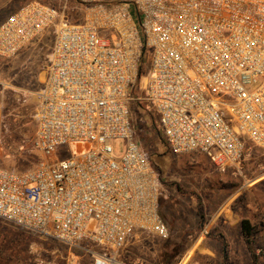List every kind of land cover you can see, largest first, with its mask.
Returning a JSON list of instances; mask_svg holds the SVG:
<instances>
[{
  "label": "built area",
  "instance_id": "1",
  "mask_svg": "<svg viewBox=\"0 0 264 264\" xmlns=\"http://www.w3.org/2000/svg\"><path fill=\"white\" fill-rule=\"evenodd\" d=\"M73 1L79 24L67 0L27 3L0 24V60L54 30L34 112L41 157L22 171L0 166V220L80 248L86 264H147L123 256L126 244L168 230L159 171L129 106L142 122L154 113L175 156L200 153L224 171L241 164L246 144L264 151V0ZM137 83L144 95L132 99ZM111 141L124 142L120 156Z\"/></svg>",
  "mask_w": 264,
  "mask_h": 264
},
{
  "label": "rangeland",
  "instance_id": "2",
  "mask_svg": "<svg viewBox=\"0 0 264 264\" xmlns=\"http://www.w3.org/2000/svg\"><path fill=\"white\" fill-rule=\"evenodd\" d=\"M33 1L60 8L65 4V0H0V24ZM66 6L69 22L79 24L81 7L72 0ZM53 41L54 30L49 28L17 54L0 61V166L4 168L22 171L40 160L32 143L34 112ZM143 95L138 83L129 91L132 99ZM129 108L136 137L159 171L160 214L168 236L137 235L122 255L147 264H254L240 230L246 218L256 226L257 252L264 262V151L250 145L238 167L221 171L203 154H171L154 132V113H146L142 122L136 103L131 102ZM111 145L117 156L123 153V141H111ZM86 147L85 143L65 145L56 156L61 159L69 151L76 154ZM86 245L80 242L81 247ZM89 260L80 248L0 220V264H86Z\"/></svg>",
  "mask_w": 264,
  "mask_h": 264
},
{
  "label": "trees",
  "instance_id": "3",
  "mask_svg": "<svg viewBox=\"0 0 264 264\" xmlns=\"http://www.w3.org/2000/svg\"><path fill=\"white\" fill-rule=\"evenodd\" d=\"M73 1V0H72ZM75 2V1H74ZM51 6V5H50ZM53 7H56V6H53ZM21 8V7H20ZM58 8V7H56ZM19 9V8H18ZM17 9V10H18ZM16 11V10H15ZM14 11V12H15ZM12 14V13H11ZM10 14V15H11ZM147 69H148V62H145V63H142V74L141 75H144L146 72H147ZM137 105V104H136ZM151 113V112H150ZM152 115V113H151ZM156 134L157 135H160V132L159 130L157 129V124L155 126H153ZM162 140V138H161ZM163 141V140H162ZM246 146V150L247 148L249 147L248 144L245 145ZM264 228H262L261 230H263ZM240 230H241V234H242V237L244 239V242H245V245H246V248L249 252V255L253 261L254 264H264V262H261L259 260V256H258V252H257V245H256V240H255V235L257 233V229H256V226L252 224V222L249 220V219H242L241 222H240ZM58 242V241H57ZM60 243V242H59Z\"/></svg>",
  "mask_w": 264,
  "mask_h": 264
},
{
  "label": "crops",
  "instance_id": "4",
  "mask_svg": "<svg viewBox=\"0 0 264 264\" xmlns=\"http://www.w3.org/2000/svg\"><path fill=\"white\" fill-rule=\"evenodd\" d=\"M3 60H5V59H1L0 61H3ZM35 134V133H34ZM34 137V136H33ZM164 143V142H163Z\"/></svg>",
  "mask_w": 264,
  "mask_h": 264
}]
</instances>
